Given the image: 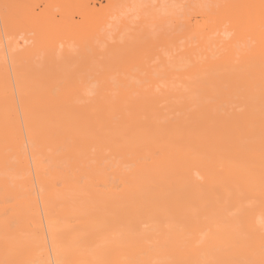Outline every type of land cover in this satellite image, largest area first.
Masks as SVG:
<instances>
[{"label":"bare ground","instance_id":"bare-ground-1","mask_svg":"<svg viewBox=\"0 0 264 264\" xmlns=\"http://www.w3.org/2000/svg\"><path fill=\"white\" fill-rule=\"evenodd\" d=\"M55 99L47 93L43 99L28 100L37 107H33L35 117L23 115L27 140L34 148L30 165L13 94H5L10 111L5 120L9 119L12 128L1 142L6 153L0 155V192L12 196V201L0 206L7 213L0 216V264H5L6 258L15 264H173V250L178 259L174 264H240L239 260L241 264H264V236L260 233L264 213L255 215L253 225L245 231L238 227L239 220L247 219L264 203V153L259 154L264 150V118L255 140L230 139L231 130L223 127L229 113L234 115L232 125H236L245 113L255 112L254 108L247 107L240 114L218 107L197 109L195 116L213 129L207 135L196 128L186 109H180L179 116L165 123L157 122L165 117L160 109L118 110L115 115L119 129L114 136L105 137L102 129L109 122H103L102 117L112 109L99 107L91 114L88 105L74 103L68 93L59 94L60 100L68 101L63 108L55 107ZM26 106L21 103V110ZM39 113L48 119L42 120ZM142 130L147 131L139 133ZM39 132L46 134V139L37 147ZM96 133L102 141L91 147L100 148L113 140L109 155L113 161L120 158L124 164L134 166L129 173L120 171L118 177L124 183L121 191L94 189L93 181L102 178L97 166L73 172L80 154L91 148ZM252 135L249 129L246 137ZM68 137L75 139L70 153L73 162L65 167L66 173L54 169L46 180L44 161L55 165L63 159L59 151ZM187 169L194 172L185 174ZM32 173L40 189L38 195L33 189ZM228 173L233 175V185L225 193L222 178ZM151 178L158 183L147 188ZM247 190L252 191L255 203L245 195ZM226 199L230 205L224 210ZM58 205L64 207L63 216L81 215L73 226L64 225L60 233L56 232L57 220L46 213L42 217L41 213ZM231 210L239 215L230 218ZM154 221L157 227L152 231L141 227ZM170 225H178L179 229L169 231ZM70 227L72 231L66 233ZM117 228L128 232L121 240L114 239ZM202 236V249L209 251L211 260L192 259L194 243ZM222 237L226 243L219 250L217 243ZM178 243L183 246L177 248ZM22 246L25 249L20 251ZM248 246L252 252L243 255ZM154 258L159 261L153 262Z\"/></svg>","mask_w":264,"mask_h":264},{"label":"rangeland","instance_id":"rangeland-1","mask_svg":"<svg viewBox=\"0 0 264 264\" xmlns=\"http://www.w3.org/2000/svg\"><path fill=\"white\" fill-rule=\"evenodd\" d=\"M5 91L13 94L30 165L34 148L27 140L23 115L35 117L32 112L36 104L28 100L43 99L47 93L55 96V107L68 105V101L59 99V94L68 93L74 103L88 105L91 114L99 107L112 109L102 117L103 122H109L102 129L105 137L114 136L119 129L118 110L160 109L165 117L157 122L165 123L179 116L180 109H186L196 128L207 135L213 129L195 116L197 109L218 107L240 114L252 107L255 112L245 113L236 125H232L234 115L229 113L223 127L231 130L230 139L255 140L264 118V111L260 112L264 109V0H0V155L6 153L1 146L4 134L12 128L9 119L5 120L10 113ZM21 103L27 105L25 109L21 110ZM39 117L48 119L46 114L39 113ZM249 129L253 135L247 138ZM45 139L46 134L39 132L37 147ZM91 139L90 147L102 141L98 133ZM74 141L72 137L64 139L59 151L64 158L57 164L44 161L46 180L54 169L67 172L65 167L74 160L70 157ZM112 145L113 140L100 148H88L73 170L78 173L97 166L102 178L94 180L93 187L99 191H121L124 183L118 177L120 171L129 173L134 168L120 158L113 161L109 156ZM193 172L187 169L184 173ZM32 177L38 195L34 173ZM222 179L226 193L233 185V175L228 173ZM156 183L158 180L151 178L147 188ZM61 186L58 181L57 188ZM245 195L255 203L251 190ZM11 198L0 192V206L4 202L9 205ZM229 205L226 199L224 210ZM257 209L247 219L239 220L240 231L253 225L255 215L264 213V203ZM63 210L58 205L41 212L42 217L46 213L57 220L58 233L81 217L63 216ZM3 215H7L6 210H0ZM238 215L237 210L228 212L230 218ZM256 223L260 225L261 221ZM141 227L152 231L157 222ZM175 228L178 230V225L168 226L169 231ZM70 231L71 227L66 233ZM127 233L117 228L114 239L121 240ZM260 233L264 236V227ZM48 236L46 233L47 240ZM61 239L62 235L58 236ZM225 241V237L219 239V250L224 249ZM203 245L202 236L194 243L192 259H212ZM182 246L178 243L176 247ZM24 249L22 246L20 251ZM252 250L246 247L243 255ZM170 255L173 264L178 261L174 250ZM5 264L15 263L6 258Z\"/></svg>","mask_w":264,"mask_h":264}]
</instances>
